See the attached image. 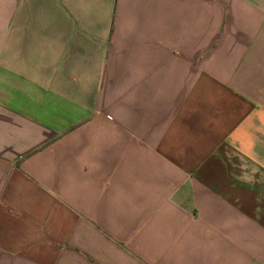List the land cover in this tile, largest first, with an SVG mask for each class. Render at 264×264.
Segmentation results:
<instances>
[{"label":"crops","instance_id":"obj_1","mask_svg":"<svg viewBox=\"0 0 264 264\" xmlns=\"http://www.w3.org/2000/svg\"><path fill=\"white\" fill-rule=\"evenodd\" d=\"M0 264H264V0H0Z\"/></svg>","mask_w":264,"mask_h":264}]
</instances>
